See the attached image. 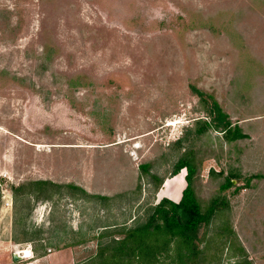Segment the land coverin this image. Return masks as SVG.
<instances>
[{
    "label": "rangeland",
    "instance_id": "1",
    "mask_svg": "<svg viewBox=\"0 0 264 264\" xmlns=\"http://www.w3.org/2000/svg\"><path fill=\"white\" fill-rule=\"evenodd\" d=\"M193 86L249 137L199 133ZM186 155L220 198L204 264H264V0H0V264H85L179 201Z\"/></svg>",
    "mask_w": 264,
    "mask_h": 264
},
{
    "label": "trees",
    "instance_id": "2",
    "mask_svg": "<svg viewBox=\"0 0 264 264\" xmlns=\"http://www.w3.org/2000/svg\"><path fill=\"white\" fill-rule=\"evenodd\" d=\"M193 91L206 105L208 119H199V133L209 129L219 130L224 138L231 142L249 137L239 123H234L218 100L207 92L193 86ZM193 156H183L175 164L173 174L176 176L187 170L186 187L179 201L168 197L161 199L153 208L144 223L119 232L122 237H112L107 243L101 244L96 256L85 264H204L207 247L200 243V228L209 224L218 211L220 198H214L210 205L203 208L193 187L197 172ZM140 169L149 173L150 164H141ZM156 177V176H155ZM260 177V175H257ZM234 177H227L221 185V191L234 185ZM251 177L248 178L250 183ZM158 189L162 185L159 179ZM53 184L50 180H35L37 197L48 190ZM24 186H14V193H25ZM31 193V192H30ZM45 251L41 256L48 255Z\"/></svg>",
    "mask_w": 264,
    "mask_h": 264
},
{
    "label": "bare ground",
    "instance_id": "3",
    "mask_svg": "<svg viewBox=\"0 0 264 264\" xmlns=\"http://www.w3.org/2000/svg\"><path fill=\"white\" fill-rule=\"evenodd\" d=\"M22 255H23V257H25V258H29L30 256H31V254H30V252L29 251H19Z\"/></svg>",
    "mask_w": 264,
    "mask_h": 264
},
{
    "label": "crops",
    "instance_id": "4",
    "mask_svg": "<svg viewBox=\"0 0 264 264\" xmlns=\"http://www.w3.org/2000/svg\"><path fill=\"white\" fill-rule=\"evenodd\" d=\"M178 175H179V174H178ZM178 175H176V176H178ZM176 176H174V177L176 178ZM168 179H170V178H167L166 181H167ZM173 179H174V178H172V180H173ZM166 181H165V182H166ZM184 181H185V187H186V180H185V177H184ZM164 184H165V183H164ZM185 187H184V188H185ZM184 188H183V190H184ZM163 190H164V189L161 190V195L163 194V193H162ZM162 196H163V195H162ZM180 198H181V194H180ZM49 255H50V254H49ZM47 256H48V255H47ZM44 257H46V256H44Z\"/></svg>",
    "mask_w": 264,
    "mask_h": 264
},
{
    "label": "water",
    "instance_id": "5",
    "mask_svg": "<svg viewBox=\"0 0 264 264\" xmlns=\"http://www.w3.org/2000/svg\"><path fill=\"white\" fill-rule=\"evenodd\" d=\"M233 181H234V180H233ZM19 258H20V256L17 255V254L14 256V260H18Z\"/></svg>",
    "mask_w": 264,
    "mask_h": 264
}]
</instances>
